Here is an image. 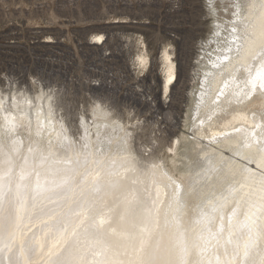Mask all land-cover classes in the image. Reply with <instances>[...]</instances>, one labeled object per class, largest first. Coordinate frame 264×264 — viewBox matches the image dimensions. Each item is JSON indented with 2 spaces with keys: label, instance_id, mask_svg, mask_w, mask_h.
I'll return each instance as SVG.
<instances>
[{
  "label": "bare ground",
  "instance_id": "obj_1",
  "mask_svg": "<svg viewBox=\"0 0 264 264\" xmlns=\"http://www.w3.org/2000/svg\"><path fill=\"white\" fill-rule=\"evenodd\" d=\"M232 7L192 73L191 132L168 148L178 176L141 166L108 108L78 138L51 92L0 90V264H264V0ZM160 58L169 96L183 63Z\"/></svg>",
  "mask_w": 264,
  "mask_h": 264
},
{
  "label": "rangeland",
  "instance_id": "obj_2",
  "mask_svg": "<svg viewBox=\"0 0 264 264\" xmlns=\"http://www.w3.org/2000/svg\"><path fill=\"white\" fill-rule=\"evenodd\" d=\"M234 2L0 0V90L51 92L78 138L80 116L89 117L95 106L108 108L131 128L130 145L141 166L156 160L177 175L180 164L169 160L168 148L191 132L192 73L203 65L199 53L209 47L204 43L214 19L227 23ZM96 35L105 37L97 45ZM141 48L148 53L143 67L137 59ZM164 50L183 63L169 96L161 94ZM104 81L109 86L99 85ZM151 97L159 103L151 106Z\"/></svg>",
  "mask_w": 264,
  "mask_h": 264
},
{
  "label": "built area",
  "instance_id": "obj_3",
  "mask_svg": "<svg viewBox=\"0 0 264 264\" xmlns=\"http://www.w3.org/2000/svg\"><path fill=\"white\" fill-rule=\"evenodd\" d=\"M103 37H104V35H103ZM103 37H102L101 39H104V38H105V37H104V38H103ZM101 39H100V40H101ZM90 43H92V42H90ZM99 43H100V41H98V42H96V43H93V44H96V45H97V44H99Z\"/></svg>",
  "mask_w": 264,
  "mask_h": 264
}]
</instances>
